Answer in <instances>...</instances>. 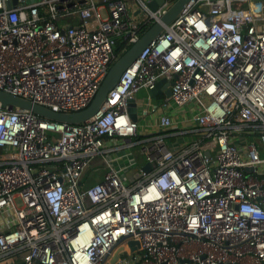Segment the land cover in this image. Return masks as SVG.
Instances as JSON below:
<instances>
[{
  "label": "built area",
  "instance_id": "built-area-1",
  "mask_svg": "<svg viewBox=\"0 0 264 264\" xmlns=\"http://www.w3.org/2000/svg\"><path fill=\"white\" fill-rule=\"evenodd\" d=\"M9 1L0 89L73 111L117 57L115 38L132 44L173 0ZM162 78L164 108L199 110L187 128L161 114L138 137L126 99ZM126 146L137 155L115 165ZM99 157L100 179L81 186ZM118 248L113 264H264V0H189L83 123L0 105V264H110Z\"/></svg>",
  "mask_w": 264,
  "mask_h": 264
},
{
  "label": "water",
  "instance_id": "water-1",
  "mask_svg": "<svg viewBox=\"0 0 264 264\" xmlns=\"http://www.w3.org/2000/svg\"><path fill=\"white\" fill-rule=\"evenodd\" d=\"M26 2H32L34 0H25ZM146 4L150 10H155L161 5H163L167 0H146ZM189 0H173L164 12L160 15L159 20L153 21L149 26L140 33L136 41H134L128 48L122 51L109 65L105 75L100 81V84L89 102V104L79 110L73 111H53L46 106L37 104L29 99L23 98L18 95L11 94L0 89V105L13 106L26 110H30L33 113L54 121H61L72 124L83 123L87 119H90L95 114H97L103 107L106 101L107 92L119 81L121 74L124 70L132 64L133 61L138 57L140 52L152 41L163 30L164 26L168 25L170 22L176 18L185 4ZM16 0H11L8 5H15ZM165 83L168 86V81L164 78L160 79L152 89L147 90L149 97L155 98L159 94L160 84ZM165 96L170 95V89L168 88L164 93ZM137 100L136 97H128L126 99V112L132 121H137ZM209 155V152H205ZM144 171L149 170V165L146 164L142 167ZM250 170V168H248ZM139 173H134L133 177L137 178ZM138 244L136 241H129V245ZM120 250L118 248L110 259V264H113L117 258V252Z\"/></svg>",
  "mask_w": 264,
  "mask_h": 264
},
{
  "label": "rangeland",
  "instance_id": "rangeland-1",
  "mask_svg": "<svg viewBox=\"0 0 264 264\" xmlns=\"http://www.w3.org/2000/svg\"><path fill=\"white\" fill-rule=\"evenodd\" d=\"M142 94H144V92H142ZM158 100H159L158 107H161L163 105V103L165 102V98L159 97ZM167 105L170 106V107L175 106L171 102H168ZM198 110H199V108H197L195 105H193L192 102H189V103L183 105L182 107H178L177 111H178L179 120L177 121L176 126L178 128H187V127H189V122H191V120H190L191 117L195 113H197ZM156 115H157V113H155V114L152 113V114H148V115L145 116V115L139 113V117H138V133L141 132L140 134H149L150 130L147 127V125L150 124V122L152 123V121L153 122L156 121L154 119L156 117ZM125 140H127V138H117L115 140L114 139L106 140L105 143H104V147L107 148V147L115 145V144H123ZM134 148H135V146H126L125 147V149H129V151H132ZM113 155H116V152H113L112 156ZM104 161L105 160H104L103 157H99V158H97L96 160L93 161V163L90 165V167L86 171V173L88 171H91L90 174H91L92 179L91 178L85 179V181L83 183V186L91 185L92 182L94 183L95 181H97L101 177L102 172L105 170ZM121 162H123L125 164L128 163L127 159L122 160ZM129 171L130 172H128V171H122L121 172V175L124 177L125 184H127L128 181L130 179H132L131 176L133 175L132 174L133 171H132V169H129ZM83 178H84V176H83ZM90 181H92V182H90Z\"/></svg>",
  "mask_w": 264,
  "mask_h": 264
},
{
  "label": "crops",
  "instance_id": "crops-1",
  "mask_svg": "<svg viewBox=\"0 0 264 264\" xmlns=\"http://www.w3.org/2000/svg\"><path fill=\"white\" fill-rule=\"evenodd\" d=\"M96 2H100L101 0H95ZM131 6H134V4L131 2ZM133 8V10H134ZM132 10V13L134 12ZM65 22L67 24H77L80 22V19L76 16V15H72V16H69L68 18H66L65 20H62V23ZM169 88V86H167L165 83H161L160 84V88L158 89L160 92L159 94L155 97V98H152V97H149L148 93L146 90H140L137 94L136 97V100H137V114H138V117H139V113L143 114V115H148V114H155L157 113L156 117L154 118L156 121L152 123L150 122V124L147 125V127L149 128L150 130V133H153L155 131H157L158 127H157V123H158V117L161 115V114H167L169 115V117L171 118V120L174 122V123H177V121L179 120V117H178V111H177V107L173 106V107H170V106H166L165 108L163 106L161 107H158L159 105V100L158 98L161 97V98H165L167 96H165V92L166 90ZM142 92H144V94H142ZM149 99V100H148ZM145 106H144V105ZM176 108V109H175ZM137 125H138V118H137V121H136ZM141 132L138 133L137 131V135L138 136H142L144 134H140ZM149 133V134H150ZM133 153L135 155H137V149H133L132 150ZM116 155L118 156V161L115 163V165H120L122 160H125L127 159V161L129 162V149H125L124 152H120V153H116ZM115 156V155H113ZM121 156V157H120ZM138 159H141V156L138 154ZM132 171L134 172L133 168H131ZM130 172V171H128ZM133 174V173H132ZM131 175V174H130ZM132 177V176H131ZM100 179V178H99Z\"/></svg>",
  "mask_w": 264,
  "mask_h": 264
},
{
  "label": "trees",
  "instance_id": "trees-1",
  "mask_svg": "<svg viewBox=\"0 0 264 264\" xmlns=\"http://www.w3.org/2000/svg\"><path fill=\"white\" fill-rule=\"evenodd\" d=\"M148 26H149V23H143V24H141V26H140V33L142 31H144ZM129 46L130 45H128V43L126 41H124L121 37H116L115 38V42H114V53H115V55L118 56L119 54L122 53V51L124 49L128 48ZM138 137H140V136H138ZM90 172L91 171H88L87 173L85 172L86 174L84 173L85 175H83L84 178L82 177L81 186H83V183H84L85 179H87V178H91L92 179ZM90 182H92V181H90ZM92 184H93V182H92Z\"/></svg>",
  "mask_w": 264,
  "mask_h": 264
},
{
  "label": "bare ground",
  "instance_id": "bare-ground-1",
  "mask_svg": "<svg viewBox=\"0 0 264 264\" xmlns=\"http://www.w3.org/2000/svg\"><path fill=\"white\" fill-rule=\"evenodd\" d=\"M258 6H259V5L256 4V3H253V4H252V7H253L254 9H257ZM124 150H125V148H124Z\"/></svg>",
  "mask_w": 264,
  "mask_h": 264
}]
</instances>
